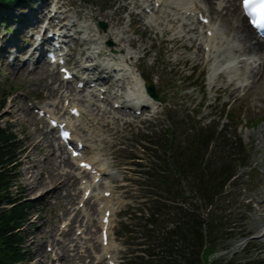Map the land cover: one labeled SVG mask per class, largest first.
Returning <instances> with one entry per match:
<instances>
[{
    "label": "rangeland",
    "instance_id": "obj_1",
    "mask_svg": "<svg viewBox=\"0 0 264 264\" xmlns=\"http://www.w3.org/2000/svg\"><path fill=\"white\" fill-rule=\"evenodd\" d=\"M63 1L68 8L62 15H67L68 22L75 20L80 25L87 24L91 30H94L99 20L110 25L117 22L115 14L119 11V17L123 19L121 28L128 29L127 35L135 40V61L146 55L142 65L138 62L141 73L152 78L157 88L162 91L163 98L169 101V105L163 104L156 109L145 108V112L140 116L135 115L136 117H121V113L116 112L114 115L119 117L117 120L113 116L93 115L89 108L87 109L92 121L86 134L88 147L85 154L104 168L103 171L107 173L104 180L107 185H112V233L119 220V212L126 204L138 199V190L141 188L138 184L140 169L136 167L130 154L134 146L131 138L127 139L129 128H141L149 125V122L166 128L170 126L171 119L188 123L196 116L203 119V124H208L210 113L214 112L212 118L221 119L228 127L231 126L229 135L232 138H235L237 130L247 150L252 154L251 160L256 168V171L250 173L252 180L245 179V188L234 189V194L239 195L240 200L250 202L251 213L245 215L246 221L243 225L248 233L253 234L254 244L264 248V137H261L264 134V120L256 126L251 125L253 121L264 118V81L258 80L260 74L255 75L259 69L258 64L254 63L253 59L243 62L241 69L246 78L242 86L235 89V85H232L228 90H223L222 87L227 84L222 80L226 78H220L216 83L210 82V68L205 60L200 59L203 51L198 49L199 44L191 42L188 37L175 42L174 33L168 23L164 24L162 29L145 30L144 22L136 15L133 20L137 23L129 28L131 20L128 12L132 8V4H129L132 0ZM136 1L140 4L143 0ZM195 1L201 4L202 0ZM41 2L39 0L35 8L39 7ZM237 3L239 5V1ZM125 4L129 9L123 11L121 9ZM212 7L215 22L223 24L218 16L216 3ZM50 8H53V5ZM232 8L230 5L228 14ZM21 12L15 14L20 16L18 20L29 21L25 14H29L30 10L25 9V14ZM9 27L11 32H7L6 40H0V91L3 94L9 91L12 95L7 101L0 123L3 126L12 124L27 148L21 158L23 166L20 185L15 189V192H21L31 199L33 205L30 221L23 231L25 248L30 255L26 264H106L104 259L98 261L94 258L97 253L104 257V251H100L101 213L98 202H95L97 198L92 197L87 206L81 208L80 174L74 169L66 172L71 164L59 165V148L56 152L48 146L50 142L57 143V134L50 131L48 123L40 119L30 106L37 101L60 113L63 102L59 85L61 74L56 70V78H53L51 69L44 65L31 70L22 65L23 57L19 60L21 65L18 63L17 66L11 62V58L5 59L2 53L6 49L7 41L11 36L16 41L20 33L17 25L11 24ZM85 32L86 30L82 34L83 37L86 36ZM2 34L4 31H1ZM104 44L116 47L110 39L104 40ZM80 52L81 49L75 50L76 59L73 61L76 62L77 58H80ZM202 102H206L205 107L200 105ZM229 102H232L234 121L224 115L225 107L222 104ZM243 121L245 128L242 129V126L238 125L244 124ZM137 150L139 154L143 151L141 148ZM242 171L244 174L249 172ZM99 188L105 190L107 187L103 184ZM134 223L136 224V221ZM139 242V239L134 240L132 250H139ZM49 246L52 251L48 250ZM111 249L118 263L122 253L129 248L112 235Z\"/></svg>",
    "mask_w": 264,
    "mask_h": 264
},
{
    "label": "trees",
    "instance_id": "obj_2",
    "mask_svg": "<svg viewBox=\"0 0 264 264\" xmlns=\"http://www.w3.org/2000/svg\"><path fill=\"white\" fill-rule=\"evenodd\" d=\"M31 1L0 0V7ZM0 93L1 113L8 95ZM174 128L177 132L145 134L156 147L148 155L149 165L144 166L146 201L139 202V206L128 205L121 214L127 220L139 219L142 248L138 254L129 253L122 264H263L255 260L240 262L237 254L230 259L212 258L219 250L228 249L226 243L237 234L233 205L226 203L225 192L238 161L246 164L244 156L232 152L240 148V154L244 153L241 143H229L214 129L191 134L182 124ZM213 141L216 144L209 153ZM25 147L11 124L0 123V208L5 203L14 205L0 209V264H23L28 260L21 246L23 235L14 231L28 221L33 205L12 191ZM119 228L118 237L127 241L135 238L127 221L122 220Z\"/></svg>",
    "mask_w": 264,
    "mask_h": 264
},
{
    "label": "bare ground",
    "instance_id": "obj_3",
    "mask_svg": "<svg viewBox=\"0 0 264 264\" xmlns=\"http://www.w3.org/2000/svg\"><path fill=\"white\" fill-rule=\"evenodd\" d=\"M217 1L218 2H216L215 0H202V2L207 3V5L210 8L214 3H216V6L219 5V7L221 8L218 9V16L221 18V21L226 24V25L224 23L221 24L222 28L217 27L216 24H214L212 21L209 24V28L212 29L214 33V36L210 39L212 43L210 44L211 51L209 54L210 60L212 59L214 60V63H212V67H211L212 68L211 82H216V80L218 78H221L225 73L229 75L233 74L237 78H241L242 75L245 74L240 72L239 66H237V68H232L230 70H227V68L231 64L237 63V61L238 63L243 62V60H237V58H239V56H237L238 53H246L257 57V59L254 60V63H258L259 69L255 73V75L257 76L260 74V78L258 80L264 81V41L258 38L256 31L248 24V21L246 17L243 15V12L241 10V6L237 5V0H217ZM133 2L137 4V2H135L134 0ZM154 2L162 3L161 12L162 11L164 12L165 18L163 19L162 16H155V17L149 16L147 20L151 25H157L158 27H160L159 29H161L162 26L165 24V21L167 22L169 21L170 28L175 36L174 41L177 42L180 41L179 39H182L181 36L183 37L188 36V40L194 39L193 36H189L187 32L184 33L183 28L179 30L178 27H176L173 24L178 23L179 21H181V19L185 18L184 15L182 16L183 11L184 13L189 12L190 14H192L193 12L201 11V9H199L198 7L200 5L196 4L195 0H154ZM227 3L233 5V9L230 14H228L227 11L229 8ZM148 7L149 5H145L144 10L147 9ZM200 7L202 8V6ZM123 9L126 10L128 8L124 6L121 10ZM175 9H177V11H175ZM212 9L213 7L211 8V10ZM206 10L208 12L211 11L210 9H206ZM224 10H226L225 13ZM130 14L133 15L132 12ZM115 15H117L116 17L117 22L113 26H110L104 32L100 31V29L97 30V34L100 33L102 35V33H104L103 38L102 37L96 38L95 37L96 34H93L87 39L84 38L82 41L77 39L81 46L83 45L86 46L83 54H85L88 51V55L86 58L87 61L90 63V65L102 71H104V67H102L103 64L99 62L98 58H99V53L101 52V45L104 39L108 38L110 40H114V42H116V44L119 45V47L116 48L114 47L112 49V52L114 53V58L120 57L121 62H123L125 59L126 62H128V64H129L128 55L132 53L130 50H128V48H132L135 43V40L131 38L129 35H127V30L124 28H120V25L122 23V18L119 17V11ZM232 20H234V22ZM76 25L77 23L74 22L72 24V27L73 26L75 27ZM87 26L88 25L86 24L85 27ZM115 26H118L119 30L115 31ZM77 29L78 31L79 30L83 31L82 28H77ZM200 39L203 42H207L206 36H201ZM122 43H127V46L123 47ZM108 64H109V68L110 67L118 68L117 64H113L110 61L108 62ZM130 66H133V63ZM133 73L136 77H134L133 74L129 76L128 73H124L122 74V79L119 80V81L123 80L125 82L124 85L127 83L130 84L132 82L131 85L132 92L128 93L127 95L128 96L131 95L135 101V104L138 106H142L143 108L147 105L156 107L159 103L156 102L153 98H151L147 94L145 89L146 80L142 76V74L139 73V69H137V71ZM51 75L53 78H56V72L54 68L51 72ZM236 88L237 87H235V89ZM116 93L117 92H115V94ZM111 96L112 94L109 97ZM144 101H146L147 104L144 103ZM261 137H264V134H262ZM48 146L50 148L51 147L53 148V143L50 142ZM60 157H61L60 163H63L64 166L71 164L72 166L69 167V169H79L78 167L76 168L74 164V160L77 159H72L70 155L67 156L66 152L63 151L62 149H61ZM88 160L96 163L94 159L88 158ZM97 165L100 166L101 170L103 169L100 164ZM103 200L106 202L109 201L106 198H103Z\"/></svg>",
    "mask_w": 264,
    "mask_h": 264
},
{
    "label": "snow or ice",
    "instance_id": "obj_4",
    "mask_svg": "<svg viewBox=\"0 0 264 264\" xmlns=\"http://www.w3.org/2000/svg\"><path fill=\"white\" fill-rule=\"evenodd\" d=\"M243 6L246 12L259 15L260 19L253 21L254 24H264V0H243Z\"/></svg>",
    "mask_w": 264,
    "mask_h": 264
},
{
    "label": "water",
    "instance_id": "obj_5",
    "mask_svg": "<svg viewBox=\"0 0 264 264\" xmlns=\"http://www.w3.org/2000/svg\"><path fill=\"white\" fill-rule=\"evenodd\" d=\"M148 90H149L150 94H152V95H154L155 97L158 98V96L156 95L152 85H148Z\"/></svg>",
    "mask_w": 264,
    "mask_h": 264
}]
</instances>
